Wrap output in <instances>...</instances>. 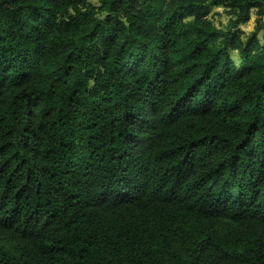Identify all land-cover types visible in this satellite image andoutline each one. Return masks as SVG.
Here are the masks:
<instances>
[{
	"label": "trees",
	"instance_id": "trees-1",
	"mask_svg": "<svg viewBox=\"0 0 264 264\" xmlns=\"http://www.w3.org/2000/svg\"><path fill=\"white\" fill-rule=\"evenodd\" d=\"M261 32L264 0H0V264H264Z\"/></svg>",
	"mask_w": 264,
	"mask_h": 264
},
{
	"label": "rangeland",
	"instance_id": "rangeland-1",
	"mask_svg": "<svg viewBox=\"0 0 264 264\" xmlns=\"http://www.w3.org/2000/svg\"><path fill=\"white\" fill-rule=\"evenodd\" d=\"M208 19L211 20L216 27H224L227 24L228 21V16H226V13L222 8H213L212 11L210 12ZM255 20H256V15L254 12H252L251 18L249 23L246 25L240 26L239 31L242 32L243 37L246 35L250 34L255 26ZM258 41L260 43V46L264 50V33L261 32L258 34ZM236 54V55H235ZM230 57L232 61L235 63V65L238 64L237 58L239 59V56L237 53H231Z\"/></svg>",
	"mask_w": 264,
	"mask_h": 264
}]
</instances>
